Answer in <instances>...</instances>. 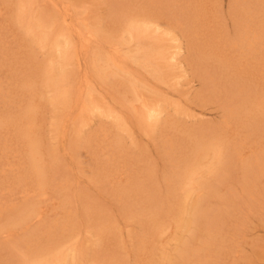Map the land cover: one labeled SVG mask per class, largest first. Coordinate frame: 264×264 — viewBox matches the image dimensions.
I'll return each instance as SVG.
<instances>
[{"label":"rangeland","instance_id":"obj_1","mask_svg":"<svg viewBox=\"0 0 264 264\" xmlns=\"http://www.w3.org/2000/svg\"><path fill=\"white\" fill-rule=\"evenodd\" d=\"M0 116V264H264V0H0Z\"/></svg>","mask_w":264,"mask_h":264},{"label":"bare ground","instance_id":"obj_2","mask_svg":"<svg viewBox=\"0 0 264 264\" xmlns=\"http://www.w3.org/2000/svg\"><path fill=\"white\" fill-rule=\"evenodd\" d=\"M43 9H46V8H43ZM38 12H39V10H38ZM42 14H44V13H42ZM48 14V13H47ZM70 15V14H69ZM44 18H47V16L45 15V16H43L41 19H44ZM64 18V17H63ZM65 21H68L66 18H64V22ZM34 22V24L36 25V27L38 26V25H40V23H42L43 21H39V20H34L33 21ZM74 22V21H73ZM77 25H78V22L76 23ZM76 26V25H75ZM35 27V28H36ZM58 27V26H57ZM56 27V29L54 28V31H57L58 32V28ZM78 27H80V25H78ZM71 28V27H70ZM76 28V27H75ZM84 28V27H83ZM31 31L33 30L31 27L29 28ZM77 29V28H76ZM79 29V28H78ZM77 29V30H78ZM88 28L87 27H85L84 28V30L85 31H83L81 28H80V32H77V33H79L78 34V36L79 37H82L83 38V41H84V43H89V41H88V39L91 37V36H86L88 33H89V35H92V33L90 32V31H92V30H90V31H88L87 30ZM50 31H52V30H50ZM34 32V31H33ZM40 32H42V31H40ZM86 32V33H85ZM93 32V31H92ZM96 31H94V33H95ZM53 33V32H52ZM54 33H56V32H54ZM36 34H38V32L37 33H35L34 34V36L36 35ZM42 34V33H41ZM57 34V33H56ZM85 34V35H84ZM48 35V34H47ZM49 35H51V34H49ZM55 35V34H54ZM69 35V34H68ZM75 35V34H74ZM43 36H44V38H45V35L43 34ZM43 36L41 37V35H40V37H39V34L37 35V38L39 37V39L42 41V39H43V41H44V38H43ZM76 37V38H78V39H80L79 37ZM51 37V36H50ZM53 37H55V36H53ZM72 37V36H71ZM56 38V37H55ZM47 39V38H46ZM51 39H53L52 37H51ZM50 40V39H49ZM68 40V45L70 44V45H72L71 43H72V39L70 38V39H67ZM46 41V40H45ZM79 41V40H78ZM75 43V42H74ZM58 44V43H57ZM77 44V43H76ZM79 44H82V43H79ZM67 46V45H66ZM67 47H70V48H67L65 51L63 50V52H61V54H63V57L62 58H60V60L62 59V61L63 60H69V58H70V56H71V46H67ZM88 53V52H87ZM86 52H85V54H87ZM96 53V52H95ZM77 56V55H76ZM87 56V55H86ZM165 56H166V53H165ZM171 56V55H170ZM170 56H166V57H170ZM85 57V56H84ZM72 58H74V55H73V57ZM60 60H59V62L58 63H63V62H65V61H61L60 62ZM70 60H72V59H70ZM69 60V61H70ZM113 60H115V59H113ZM66 61V62H67ZM111 62V61H110ZM109 61H108V63L107 64H109L110 63ZM55 63V62H54ZM91 63V62H90ZM112 63V62H111ZM115 62L113 61V64H114ZM56 64H57V62H56ZM68 64V63H67ZM113 64H111V65H113ZM59 65V64H58ZM61 65V64H60ZM105 66V65H104ZM110 66V65H109ZM109 66L108 67H106L107 69H109ZM63 68V67H62ZM119 70V69H118ZM33 72V71H32ZM88 72V71H87ZM20 73V72H19ZM27 73H29V72H27ZM71 73V72H70ZM106 73V72H105ZM62 75V74H61ZM60 75V76H61ZM68 75V74H67ZM9 76V75H8ZM76 76V75H75ZM84 76V75H83ZM89 76H90V74H89ZM66 77V76H65ZM64 77V78H65ZM68 77H70V76H68ZM73 77V76H72ZM85 77V76H84ZM91 77V76H90ZM81 78V77H80ZM8 80H11V79H13V78H10V76L7 78ZM15 80V79H14ZM85 80L87 81V79L85 78ZM5 81H6V79H5ZM85 83V82H84ZM83 83V84H84ZM89 83V82H88ZM88 83H86V85L88 84ZM86 85H85V87H86ZM10 86V85H9ZM80 86V85H79ZM81 86H84V85H82V83H81ZM80 86V87H81ZM79 89H82V88H79ZM83 90V89H82ZM81 91V90H80ZM89 92V91H88ZM84 94L82 93V92H79V93H77V100H76V105H78V107H80V110L82 109V111H83V109L84 108H86L87 106L89 107L90 105H92V104H95L96 102H94L93 101V98L91 97V96H89V94L88 95H84ZM86 96H89V100H86V99H84V97H86ZM94 96V95H93ZM144 96V95H143ZM142 96V97H143ZM91 97V98H90ZM146 98V97H145ZM81 99H82V101H81ZM95 100H96V98H94ZM142 101H144V100H142ZM142 101H141V104H142V106H143V104H144V102L142 103ZM79 104H80V106H79ZM101 105V104H100ZM144 106L146 107V114H147V116H148V118H152L153 119V117H155L156 115H157V113L159 112L158 111V109L156 108V106H155V104H153V103H145L144 104ZM143 106V107H144ZM100 107H102V106H100ZM76 109H77V107H76ZM79 109V108H78ZM23 111H24V114H23V116L22 115H20V116H18V118L19 117H21L20 118V122H18V120H17V122H18V124L15 122H12V123H14L13 125L15 126V125H17V132H19V137H21V138H23V139H25L26 140V142H27V144H25L26 145V148H27V150L29 149V148H31V149H29L28 151L30 152V150H31V164H29L30 166V172L31 173H29L30 175H32L31 177L32 178H34V173H35V179H31V177H30V183L32 184H29V182H27V181H25L26 183H27V185L26 186H28V185H31V187H32V189L33 190H37V189H41V187H43L44 188V186H43V184H45L47 181H46V176H45V174H44V172L41 170V165L38 163V158H37V156L39 157V150L38 149H41L40 147L38 148V146H40V145H38L37 146V143L36 144H33L32 145V143H34L35 141H34V139H35V134L37 135V137H38V132H37V129H36V124H34V122L35 121H33L34 120V116L36 115H34L33 116V114H32V112H33V107H32V103L31 102H28V103H26L25 105H24V107H23ZM1 117V116H0ZM2 118V117H1ZM0 118V119H1ZM17 118V119H18ZM5 120H7L6 118L4 119V121L3 120H0V122L1 123H3V122H5V123H8V124H10V122H6ZM16 120V119H15ZM3 121V122H2ZM8 121V120H7ZM0 123V124H1ZM6 125V124H5ZM1 126H4V125H0V127ZM247 132H245V135L247 136V135H249L250 133H249V131L250 132H255V133H258V132H261L262 131V129H263V127L261 128V127H259V125H257V124H255V125H253V124H251V123H248L247 124ZM64 132V131H63ZM65 133V132H64ZM234 134V133H233ZM37 139V138H36ZM39 139V138H38ZM37 142V141H36ZM40 142V141H39ZM30 145L32 146V147H30ZM29 146V147H28ZM36 147L38 148V149H36ZM264 148V147H263ZM25 149V148H24ZM36 149V150H35ZM27 152V151H26ZM119 153H120V151H119ZM255 153V152H254ZM26 154V153H25ZM28 155V154H27ZM25 156V155H24ZM41 156V155H40ZM40 158V157H39ZM41 159V158H40ZM27 160V159H26ZM32 160H37L36 162L38 163H36L35 161H32ZM128 166V165H127ZM43 168V167H42ZM44 170V169H43ZM27 171H28V169H27ZM29 175V176H30ZM116 179V178H115ZM23 180V179H22ZM33 181V182H32ZM47 184V183H46ZM23 186H25V185H23ZM46 188V187H45ZM44 188V189H45ZM29 189H31V188H29ZM27 191V190H26ZM30 191V190H29ZM28 191V192H29ZM44 193V192H43ZM42 193V194H43ZM28 194V193H27ZM40 195H42L41 193H39ZM39 195V196H40ZM44 195V194H43ZM42 195V196H43ZM30 197H32L31 195H30ZM33 198V197H32ZM28 199H30L29 197H28ZM32 201H33V199H31ZM26 201H28V200H26ZM29 202V201H28ZM35 204V203H34ZM37 204V203H36ZM38 207V209H39V206H38V204H37V206H36V208ZM35 208V207H34ZM36 210L37 211V213L35 212V210H34V212L36 213V214H34L35 216H38V215H40L41 214V218H42V214L43 213H41V210L42 209H39V210ZM197 211H199V210H196L195 208L193 209V210H191V212H190V214H189V216H188V218L186 219L187 220V222H186V224H185V226L187 225V227H189L190 225H192L193 223H192V220L194 221L195 220V218H196V214H201L200 212L198 213ZM33 212V213H34ZM43 212V211H42ZM195 216V217H194ZM39 217V216H38ZM198 217V216H197ZM196 221H197V219H196ZM190 222V223H189ZM192 223V224H191ZM190 224V225H189ZM195 224H196V222H195ZM211 224H213V223H211ZM196 225H198V223L196 224ZM194 226V225H193ZM218 226V225H217ZM189 231V230H188ZM190 232V231H189ZM165 234V233H164ZM183 244V243H182ZM181 244V245H182ZM182 246H184V245H182ZM186 247V246H185ZM184 247V248H185ZM189 249V248H188ZM206 250H207V248H206ZM189 252V251H188ZM205 252H208V251H205Z\"/></svg>","mask_w":264,"mask_h":264}]
</instances>
